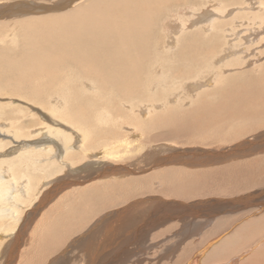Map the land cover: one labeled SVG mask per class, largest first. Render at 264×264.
<instances>
[{"label": "bare ground", "instance_id": "1", "mask_svg": "<svg viewBox=\"0 0 264 264\" xmlns=\"http://www.w3.org/2000/svg\"><path fill=\"white\" fill-rule=\"evenodd\" d=\"M211 3L213 2L208 4L211 5ZM257 4H259L257 12L238 17L241 20V26L247 24V27L236 30L234 38L243 39L242 42L246 41V44H229L227 50L233 51V56L245 55L248 60L251 57L258 58L250 63L252 66L248 72L240 70L235 71V74L223 75L224 67H240L242 64L237 63L238 61L234 63L228 61L217 66L219 57L216 56H220V49L223 47L225 38L223 33L227 34L232 30L226 27L227 23L223 20L219 21L214 14L210 15L208 12L203 14L204 12L200 11L201 19L196 20L194 12L193 18L190 16L192 18L190 21H193L192 25L197 27V30L194 29L192 35H184V29H188L187 21L180 20L181 26L177 24L171 26L169 34L171 35L170 44H174L172 46L168 44L165 47L164 41L156 38L157 33L162 30L161 24H164V18L168 13L174 11V8L183 6H190L188 10L192 12V8L197 6L192 0H60L57 5L37 3V1L27 3V0H0V15L3 14L0 18L11 17L10 19L17 20L14 27L16 25L19 27V31L10 42L0 45V88L14 87L21 91V94L23 93V98L34 103L46 102L48 96H56L58 102L64 103L63 105L66 106L65 101H67L69 104L77 103L79 108L78 111L74 108L75 112L69 117V111L63 113V109L61 112L62 109L59 110L58 105L55 110L56 115L64 119L63 125L70 127L72 124L83 132L82 145L76 146L82 148L83 152L78 153L73 152L75 147L70 145L72 138L69 137L72 135L67 134L66 129L54 130V127H48L47 132L42 133L43 129L36 128L37 130L34 129V131L32 129L43 124L38 125L32 121L26 126H21L20 118L10 117L8 120L11 126L8 130L13 129L15 140L27 137L37 139L43 135L41 140L26 146L22 152V155L31 158L28 165L45 176L43 180L39 178L45 182L43 187L62 175L64 167L82 162L86 158L84 153L89 150L96 151L100 148L107 150L105 157L91 155L94 158L97 157L96 163L99 165L106 157L118 161L126 160L124 156L131 154L133 150L131 145L136 141L126 139L125 143L122 140L113 143L111 140L120 138L122 133H118L117 129L111 127L109 110L116 109L117 113H123L122 107H128L131 112H138L144 120L135 118L136 115L134 119L124 116L125 121L121 123V127L128 129L127 122H130L137 134L145 137L148 143L171 141L176 144L200 145L202 148L211 144L232 145L243 139L240 144L226 153L225 151L220 154L215 151L203 152L204 149L190 152L189 157H185V161L191 165V168L224 163L226 160L246 157L257 152L264 153V64L254 68L258 63L257 60L259 61L260 56L264 54V52H258L264 45V0H260ZM219 8L222 10L221 7ZM216 10L218 12L217 8ZM178 15L181 19L180 14ZM166 25L170 26L171 22L167 21ZM214 29L217 31L214 32ZM207 31L213 34L206 36ZM218 71L221 73L219 74ZM185 82L186 84L196 83L188 85L192 91L200 87L212 86V89L190 96L186 94V90L178 91L186 86ZM160 87H165L168 92L164 95L155 93L159 97L146 94L148 91H159ZM111 92L119 94L117 100L108 99ZM9 95L12 96V94ZM172 99L173 101L181 100V106L171 108L169 103ZM136 103H139V106L135 105ZM145 103L152 104V108L144 106ZM185 103L191 104L185 108L186 106H183ZM97 111H100L101 115ZM5 123L8 122L5 121ZM254 132H260L254 140L244 139ZM54 139L61 141L63 147ZM5 146L7 145L0 140V150ZM141 148H146V145L143 144ZM181 156L174 152L173 155L168 154L165 158H155L153 162L161 164L178 161ZM15 159L5 162L6 168H0V215L13 220L10 227L12 235L10 247L18 248L22 235V230H17L21 222L19 215L22 204L20 202L29 199L33 193H31L32 179L30 177H24L22 183L16 182L17 174L14 165L17 160ZM221 167L225 168L221 169ZM113 169L100 168L95 175H108ZM262 171H264V156H259L245 163L220 166L212 172L205 169L166 168L139 180L107 181L99 186L87 187L88 189L82 191L77 190L74 191L73 196L66 194L67 197L61 203L51 208L44 219L43 229L32 238L31 245L33 244L32 246H35L37 250L40 249V252L52 254L69 236L80 232L100 212L115 208L124 203L122 200H130L137 195L156 192L169 197L193 198L222 194L228 188H231L228 193L232 194L257 185H264V175L255 176ZM234 176H237L236 179ZM61 182H58L57 186L65 185L63 183L65 181L61 180ZM154 183L158 184L160 189ZM57 186L54 189L51 188V191L58 190ZM49 196L50 192L46 193L39 206ZM160 201L161 199H156V202ZM260 212L258 210L255 213ZM120 214L110 213L101 221L106 222ZM134 219H136L135 216L130 219L128 226L135 225ZM262 220H259L261 221L259 224L244 223L246 226L241 230L238 229L232 236H228L226 231L216 237L214 242L207 241L204 247H200L199 255L204 259H207L208 255L210 260H214L212 258L215 255L216 259L221 257L226 259L227 254L237 250L234 249V245H239L241 248L247 244L248 240L243 238L244 236L251 234L254 237L256 231L263 229L264 220ZM101 221L96 223V226L100 225ZM131 223H133L132 226ZM196 228L193 227V229ZM219 238H223V241ZM261 240L250 250H242L227 260H214L211 263L205 260V264H233L236 261L239 263L247 256H249L246 259L248 264L251 261L264 264V239ZM13 257H7L9 264ZM192 262L193 258L188 264Z\"/></svg>", "mask_w": 264, "mask_h": 264}, {"label": "rangeland", "instance_id": "2", "mask_svg": "<svg viewBox=\"0 0 264 264\" xmlns=\"http://www.w3.org/2000/svg\"><path fill=\"white\" fill-rule=\"evenodd\" d=\"M28 1L30 2L37 1V3L57 5L59 4L60 0H27V3ZM209 1L213 3H211L210 5L208 4L210 3ZM219 1L220 2H218L217 0L216 1L192 0V2L197 4V6H195L194 9L191 7L192 12L188 10L190 9V6H183L181 8L178 7L176 8L177 10L174 8L173 9L174 11L168 13L167 17L164 18L165 19L163 22L164 24H161L162 30H160L157 33L156 38L163 40L165 47H167L166 45L168 44L172 46L174 44H170L171 35L169 34L171 26H174L176 24L178 26H181L182 21L180 20L187 21L186 25L188 29L186 30L184 29V35L186 36L187 34L192 35L194 33V29L197 30V27H194L192 25L193 21L192 22L190 21L193 18L192 15L194 14V12L196 14V15L194 14V17L198 16V18L195 17L196 20L201 19L200 18V16L202 15L201 12H204L203 14H205L206 12H208V14L210 15L214 14L215 16H217L219 21L223 20V22L227 23L226 27H230V30H232V32L230 33L229 32L227 34L223 33V36L225 38L222 44L225 49H222L223 48L222 47L220 49V56L219 55L216 56L219 57L216 63L217 66H220L223 63L225 64L228 61H231L233 63L235 61H238L237 63L241 62L242 64L240 67L238 66L224 67V69H222L223 75H230L233 74L235 71L239 72L240 70L243 72H248V70L252 66L250 63L256 60L258 57L257 58L251 57L248 60V58L245 57V55L233 56L232 54H234V52L231 50H227V46H229V44H234V45L235 44L239 45L240 43L246 44V41L242 42L243 39L240 40L239 38H234L235 37L234 32H236V30L237 31L243 30L247 27V24L241 26L242 25L241 20L238 19V17H241V15H248L251 12H257L258 11L257 8L259 7V4L257 3L260 0H219ZM215 3H217V5ZM222 4H224L225 7ZM200 5L203 6V8ZM219 7H221L222 10ZM238 7L241 8L239 9ZM246 7L249 9H247ZM216 8L218 9L219 13L217 12ZM75 9H77V7ZM232 9L235 10L236 13ZM223 10H225L226 12ZM184 13L185 14L189 13V14L188 16L187 15L185 16ZM178 14H180L181 19L179 18ZM2 15L3 14H1L0 16ZM183 16L185 17V19ZM227 17H229L230 19ZM10 18L11 17L0 18V45H2L5 42H10V40L13 39V36L17 33V31H19V27L17 25L14 27V24L17 20H13ZM167 21L171 22L170 26L166 25ZM216 31L217 29H214V32ZM212 34L213 32L209 33L208 31H207V35L205 33L206 36H211ZM258 52L260 53L264 52V45L259 48ZM257 62L258 65L255 64L254 68H256L257 66H262L264 64V54L260 56L259 61L257 60ZM218 73L220 74L221 71L220 72L218 71ZM184 84H186V82ZM189 84L195 85L196 83L188 82L183 89H179L178 91L186 90V94H189L191 96V94L198 95L200 92L212 89V86H210L203 88L200 87L201 89L199 88L195 91H192L191 87L189 88L188 86ZM11 89L14 92H12ZM160 89H161L159 90L160 92L154 90L153 92L148 91L146 94L152 97L153 95L159 97L155 93H160V95H164L166 92H168L165 87L164 88L160 87ZM18 91L19 90L15 89L14 87L7 88L6 86V88H0V140L1 142H3L4 145H7L0 150V163H1L0 168L3 167L6 168L7 165H4L5 162H9L16 158L15 160L17 161L16 163L14 162L15 163L14 166L16 170L15 172L17 174V176H15L17 179L16 182L22 183L24 177H30L32 179L31 193L33 194H31V197L29 199L20 202L22 204L19 215L21 217V222L18 224L17 230L18 231L22 230V235H21V240L18 244V248L10 247V243L12 241L10 237L12 236L10 234V229H11L10 227L12 226L13 220L7 216L0 215V264H9L7 257H12V256L14 257L10 261V264H188L189 261L192 260V258H193V262L191 264H205L206 263L205 260H207V263L214 262V260L215 261L227 260L229 257L231 258L233 256H236L242 250H250V248L256 245L257 243L259 244L261 239H264V226H263V229L259 230L260 232L259 231L255 232L254 237H252L250 233L249 236H244L243 238L248 240V241L246 240L247 244H244V246H241V248L239 245H234V249L237 250L227 254L225 256L226 259H223V257L216 259L217 258L216 255L212 258L214 260H210V257H208V255L206 257L207 259H204V257H201L198 254V252L201 250L200 247L202 246L204 247V244L207 241H213L216 237L221 236L224 232L227 231V235L232 236L233 233L238 231V229L241 230L244 226L248 225V222L249 224H254V223L259 224L261 223V221L259 220L261 219L264 220V185H257L256 187L250 189H244L237 193H232V194L228 193L231 189L228 188L222 194H211L205 196H197L193 198L169 197L156 192H154L155 194L144 193L142 194V196L137 195V197L135 196L130 200L129 199L122 200L124 203H121V205L115 208H111L104 212H100V214L93 217L92 220H90L88 224H86L81 229V231L79 230L80 232L74 233L73 235L69 236L64 242V244H62L60 248H57V250L52 254L46 252H40L41 251L40 249L37 250L35 246H32L33 244L31 245L32 238L35 235H37V233H39L38 232L39 230L43 229L45 225L44 219H46V216L51 210V208L57 205L58 203H61L62 200L65 197H67L66 194H68V196L70 195L73 196L72 194H74V191L77 190L82 191L90 187L99 186L100 184L105 183L107 181L125 182L128 180H139L151 176L154 173L161 172L162 170H166V168L169 169V168L181 167V168H187L189 170L205 169L209 172H212L214 171L215 168H220V166H226L229 164H236V163L241 164L250 160L252 161L254 160V158H257L259 156H264V153L257 152L248 155L246 157H240L232 160L230 159L229 161L226 160V162L224 163L221 162L219 164L214 163L208 166H197V167L193 166L191 168L190 167L191 165H188L185 161V157L186 158L189 157L190 152L192 153L197 149H204L205 151L203 152L215 151L216 153L220 154L221 152L225 151L226 153L230 151V149H232L234 146L240 144L241 141H243V139L239 140L238 142L232 145L226 144L220 146L219 144H211L207 146H202V148L200 145L193 146L182 143L176 144L171 141H162L161 143L160 142L148 143L145 137H142V135L137 134L136 130H134V126H132L130 122H127L129 123V125H127L128 129L126 127H121L122 125L121 123L125 121L124 116L127 117L128 119H134V116L136 115L135 118L139 117V119L144 120L142 119V117H140L138 112H131L128 107H122V109L124 108V111H122L123 113H117L116 109L114 110L115 112L113 110H109L111 117L110 118L111 127L115 128V130L117 129L118 133L119 132L120 134L122 133V136H120V138H112V137L110 138H112L111 140L113 141V143L120 142V140H122V142L125 143L126 139H128L129 141L130 140L136 141V143L131 145L132 146L131 148L134 151L131 150V154H127L126 156H124L126 160L118 161L116 159H109L108 157H106L103 160V162H101V164L99 165L98 163H96L97 157H101V156L105 157L107 150L101 148L96 151L89 150L84 153V157L86 158L82 160V162H79L77 165L74 166L64 167L62 169V175L56 177V179H53L52 182H50L51 184L49 183L48 186L43 187V184L45 182L41 181V179L43 180V177L45 176L43 175L42 172L37 171L31 165H28L29 164L28 161L31 160V158L27 157L26 155H22V152L24 151L23 149H25L26 146L30 144H34L35 142L41 140L43 138V135H40L37 139L36 138L31 139L30 137H27L26 139L21 138L20 140H15L13 129H11L10 131L8 130L11 127L10 122L8 120H10L9 119L10 117L13 119L20 118V124H22L21 126H26L27 123H31L32 121H33L32 123H37L38 125L43 124L40 127L38 126L33 127L32 129V131H34V129L37 130L38 128L39 130L43 129L42 133L44 132L46 133L48 127L49 128L54 127L53 128L54 130H57L58 128L64 130L66 129L65 132L67 134L69 133V135H72L69 137L72 138L71 142L73 143V144L70 143V145L75 147V150L73 152L74 153L83 152L82 148L76 147V146L81 147L82 145L83 132L72 124L70 127L65 124L63 125L64 119L58 117V115H56L55 113V110L57 109L56 106L58 105L59 110L62 109L61 112L63 111V109H64L63 113H67L69 111V115H68L69 117L70 114L75 112V109L77 111L79 110L78 104L77 103L69 104L67 101H65L66 102L65 103L66 106H65L63 105L64 103L58 102L59 100L57 99L56 96H52V97L48 96L46 102L34 103L31 100H27L23 98L22 95L23 93L21 94V91L19 92ZM9 94H12V96ZM118 95L119 94L116 92H111L110 95L108 96V99L115 98L113 100H117ZM59 103L61 106L59 105ZM169 104H171L170 105L171 108L174 107L177 108L181 106V100L176 99V101H173L172 99L171 103ZM190 104L185 103L183 106H186L185 108H188ZM135 105L139 106V103H136ZM118 106H120V104H118ZM144 106H146L147 108L150 107L152 108V104L150 103H145ZM47 108L50 111L47 110ZM97 113L100 114V111H97ZM113 120H115V122H113ZM5 121L8 123H5ZM259 133L260 132H256V133L254 132L250 135H247L246 138L244 139L254 140ZM78 136L79 138L76 139V137ZM77 140L79 142H76ZM55 141L58 142V140ZM59 142L58 144L59 145L61 144L60 146L63 147V143L61 141ZM143 144L146 145V148L142 149L141 146H143ZM156 145L158 147H155ZM199 151L201 152V150ZM174 152L175 154L177 153V155L179 156L182 155L180 160L167 162V163L164 162L165 164L164 163L156 164V162H153V159L155 158L156 159L165 158V156H167L168 154L173 155ZM91 155H97V157L94 158ZM86 166L88 168H86ZM104 167L105 168L109 167L114 169L111 170L112 173H108V175L105 174L102 176H96L95 175L96 171H98V169L100 168L104 169ZM205 167H207L208 169H206ZM223 168L225 167H221V169ZM124 169L127 170V172ZM262 172L264 173V171ZM262 172L257 173L255 176L256 177L263 176L264 174ZM106 175L109 177H107ZM250 176L255 177L254 175H250ZM234 177L236 179L237 176ZM61 180L65 181L63 182L65 183V185L59 187V185L57 186V184L58 182H61ZM55 186H57L58 190L52 192ZM155 186L159 188L158 184H155ZM51 188H53L52 191ZM41 189L42 192H40ZM219 190L222 189L219 188ZM48 192H50V196L41 206H39L42 199ZM158 198L161 199L160 201L161 204H159L160 202H156V199ZM199 203L201 204L207 203V204H205L204 205L205 207L203 208L199 206L201 205ZM130 206L131 207L133 206V208L131 209ZM212 209H214L212 212L213 216H210V211ZM258 210H260L262 213L261 212L255 213L258 212ZM205 212L209 215H201L204 214ZM219 212H223V213L219 214ZM110 213L112 214L121 213V214L119 216L115 215L114 218L108 220L106 218L110 215ZM134 216L136 218L134 219L136 220L134 222L135 225L132 226L133 223H131L132 227H130L128 226L130 223V219H133ZM104 217H106L105 219L108 221L102 222L101 219L103 220ZM221 219L222 220L225 219L226 221L225 220L222 221ZM100 221H101L100 225L96 226V223L98 224ZM244 223L246 225H244ZM193 227H197V228L192 229ZM219 239L223 241V238H219ZM35 249L38 252H36ZM211 249H213V247H211ZM248 258L249 256H247L243 260H240L239 263L236 261L237 263L234 262L233 264H244V263L248 264L249 262H247L246 260ZM250 264H256V263L251 261Z\"/></svg>", "mask_w": 264, "mask_h": 264}, {"label": "water", "instance_id": "3", "mask_svg": "<svg viewBox=\"0 0 264 264\" xmlns=\"http://www.w3.org/2000/svg\"><path fill=\"white\" fill-rule=\"evenodd\" d=\"M199 204H201V203H199ZM202 204H203V205H202ZM202 204L199 205V206L204 208V207H205L204 205L207 204V203H202ZM212 207H213V205H212ZM213 210H214V209H212V210L210 211V216H213V215H212ZM223 212H224V211H223ZM223 212H219V214H221V213H223ZM219 214H218V215H219ZM201 215H209V214H207V213L205 212L204 214H201ZM216 216H217V215H216ZM216 216H214V217H216Z\"/></svg>", "mask_w": 264, "mask_h": 264}, {"label": "crops", "instance_id": "4", "mask_svg": "<svg viewBox=\"0 0 264 264\" xmlns=\"http://www.w3.org/2000/svg\"><path fill=\"white\" fill-rule=\"evenodd\" d=\"M193 229V228H192ZM199 254V253H198ZM200 256V255H199Z\"/></svg>", "mask_w": 264, "mask_h": 264}]
</instances>
